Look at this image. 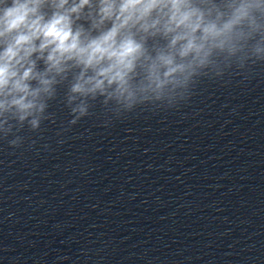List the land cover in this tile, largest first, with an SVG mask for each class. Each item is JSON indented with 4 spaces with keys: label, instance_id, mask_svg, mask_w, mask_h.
Instances as JSON below:
<instances>
[{
    "label": "clouds",
    "instance_id": "1",
    "mask_svg": "<svg viewBox=\"0 0 264 264\" xmlns=\"http://www.w3.org/2000/svg\"><path fill=\"white\" fill-rule=\"evenodd\" d=\"M257 62L264 0H0V138L38 130L61 86L74 125L97 101L116 117L178 107Z\"/></svg>",
    "mask_w": 264,
    "mask_h": 264
}]
</instances>
